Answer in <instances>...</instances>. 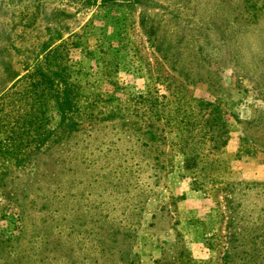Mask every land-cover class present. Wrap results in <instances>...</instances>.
<instances>
[{
	"label": "rangeland",
	"instance_id": "1",
	"mask_svg": "<svg viewBox=\"0 0 264 264\" xmlns=\"http://www.w3.org/2000/svg\"><path fill=\"white\" fill-rule=\"evenodd\" d=\"M61 45L80 130L0 160V264H264V0H0V97ZM176 113L230 185L198 190Z\"/></svg>",
	"mask_w": 264,
	"mask_h": 264
},
{
	"label": "trees",
	"instance_id": "2",
	"mask_svg": "<svg viewBox=\"0 0 264 264\" xmlns=\"http://www.w3.org/2000/svg\"><path fill=\"white\" fill-rule=\"evenodd\" d=\"M62 47L63 45L52 50L49 48L50 51L47 53L45 51L43 60L37 58L34 69L26 68L29 72L0 97V160L9 161L14 167L32 164L37 157L47 153L56 143L80 130L76 119L79 108L78 89L64 65L65 57L60 52ZM53 113L59 116L57 125H54ZM186 114L191 116V113L186 112ZM175 117L178 120L173 116L168 117L167 126L184 133L182 138L185 148L184 167L185 170L193 173L198 190L205 192L204 186L209 180L214 187L230 185L223 180L216 163L202 162V152L196 147L205 143L192 135L194 125L190 119L179 118L177 113ZM164 155V151H159L154 158L155 188L160 185L163 178ZM137 166L141 165L137 163ZM5 173L1 175L4 176ZM137 223L140 228V220ZM121 226L118 222L116 228L120 229L112 234L113 243L124 245L127 241L132 245L139 229ZM133 263L134 261L131 262Z\"/></svg>",
	"mask_w": 264,
	"mask_h": 264
}]
</instances>
